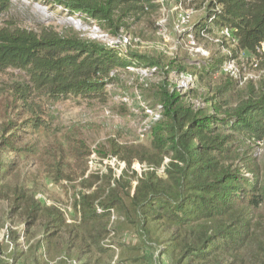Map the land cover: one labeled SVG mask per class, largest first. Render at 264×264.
Masks as SVG:
<instances>
[{
  "label": "trees",
  "instance_id": "16d2710c",
  "mask_svg": "<svg viewBox=\"0 0 264 264\" xmlns=\"http://www.w3.org/2000/svg\"><path fill=\"white\" fill-rule=\"evenodd\" d=\"M45 1L109 37L129 31L158 10L153 0ZM204 1L198 0L199 5ZM215 1L223 12L203 29L206 33L232 28L238 49L247 53L264 43V0ZM10 2L0 0V13L7 12ZM234 56L232 52L187 70L162 53L120 56L114 47L75 32L58 33L51 27L35 31L5 23L0 26V73L11 69L24 75V84L13 83L5 91L26 118L20 125L9 120L1 127L0 185L21 162L38 154L36 144L27 141L34 132L50 131L47 115L53 104L84 100L107 105L108 87L119 74L138 69H147L150 77L173 71L209 80ZM260 64L264 68V57ZM138 84L137 110L146 117L148 111H158L159 118L151 122L140 143L110 141V156L125 166L119 178L108 168L101 176L90 174L84 179L87 189L73 196L71 224L56 206H46L23 190L13 191L11 211L26 217L25 232L39 221L44 230L39 256L30 264L46 260L64 264L61 257L79 264L114 260L135 264L138 259L131 257L129 248L107 240L124 226L139 238L135 250L144 256L147 244L162 245L160 256H171L172 264H264V162L255 155L257 143L264 141V82L239 88L225 78L204 97L206 105L200 108L191 103L190 94L163 80L153 87L144 80ZM144 88L152 90L153 104L143 99ZM89 153L85 146H75L70 154L77 168L83 162L82 177ZM52 160L47 178L60 185L68 176L64 168L71 164ZM134 163L144 166L139 175ZM161 229L169 234L165 242ZM2 245L0 264H8ZM23 253L17 245L11 255L17 261Z\"/></svg>",
  "mask_w": 264,
  "mask_h": 264
},
{
  "label": "rangeland",
  "instance_id": "374dc122",
  "mask_svg": "<svg viewBox=\"0 0 264 264\" xmlns=\"http://www.w3.org/2000/svg\"><path fill=\"white\" fill-rule=\"evenodd\" d=\"M184 2L185 6H193L197 10L191 22L192 25L194 24L197 27L205 17L203 11L200 10L201 6L198 0H184ZM167 6L165 25L169 40L164 42L158 34L160 28L158 23L162 18L158 7L155 15L145 16L135 27L127 31L131 39V46L127 48V52L149 55L162 53L167 60L176 65L186 66L187 70L196 68L194 58L186 53L184 44L182 48L173 51L176 45L175 42L182 40V43H184L185 39L184 34H178L172 30V22L176 14L175 2H169ZM78 20L75 17L66 15L62 7L48 4L45 0H11L7 12L0 13V26L12 22L17 27L35 31L41 30L42 27H51L58 33L69 34L75 32L83 38L92 40L95 38L96 41L101 42L107 40L105 37H100V33L94 32L91 25ZM204 44L211 52L210 63L214 58L222 56L216 46L208 43ZM164 50L169 54H165ZM144 73H146V70H144ZM142 77V80L151 83L152 87L162 80L171 87L177 86L176 72L173 71L168 73L167 76ZM224 79L220 72L213 75L209 80L201 81L195 76L193 85L183 92L190 94V100L194 107H205L204 97L210 95V90L222 83ZM140 81L139 72L127 71L120 73L115 84L108 87L110 99L107 105L84 100H67L53 104L47 115L51 126L50 131L45 133L41 131L34 132L28 138L27 142L36 144L38 154L30 157L25 162H21L17 170L0 185V230L5 224L11 225L10 237L13 240L14 247L20 245V243H24L27 247L25 253L17 257L18 262L30 264L39 256L40 250L38 247L39 242L43 240L44 230L39 221L25 232L26 217L20 215V211L16 213L11 211L12 201L10 197L13 191L15 189L23 190L27 195H33L34 198L46 206H56L67 217V223L71 224L73 220V196L78 191L87 189L85 183L83 184L84 179H87L86 177L90 174L101 176L108 167L113 170L114 175L120 172V165L114 162L111 164L112 158H110L108 151L110 141L140 143L144 140L138 138V132L143 122L146 121V115L137 110L134 101V96L140 90L138 87ZM13 83L24 84V75L11 69L7 70L6 73H0V130L9 120L20 125L26 118L20 104L13 99L9 92L5 91ZM141 93L145 101L153 104V101L149 100L153 96L152 90L144 88ZM75 146H85L90 152L85 158L86 171L83 177L80 175L83 162L79 164V169L76 167L77 163L70 156ZM255 149L257 150H254L255 155L260 161L264 162L263 146L255 147ZM98 152H105L106 156H99ZM53 158H55V161L67 160L72 166L64 168V173L66 172L68 176L60 185L54 184L51 179L47 178L48 166L52 164ZM117 162L121 163L118 160ZM143 167L138 163L133 165V169L138 175ZM159 171H162V169ZM123 235H126L124 239ZM159 235L162 242L167 241L169 236L163 229L159 231ZM20 236H23V241H20ZM135 236L134 230L124 226L122 231L117 232V235L111 236L107 240L118 243L126 249L129 248L128 252L131 257L138 259L135 264H153L154 258L157 259V264H172L171 256L167 254L160 256L158 250L162 245L157 247L147 244L143 250L144 256L142 252L135 250L139 245L137 243L139 238ZM118 250L116 256L121 260L122 255ZM2 254L7 260L13 257L12 253V255L8 253L5 245H2ZM39 264H42V262L40 261Z\"/></svg>",
  "mask_w": 264,
  "mask_h": 264
},
{
  "label": "built area",
  "instance_id": "2783aa9c",
  "mask_svg": "<svg viewBox=\"0 0 264 264\" xmlns=\"http://www.w3.org/2000/svg\"><path fill=\"white\" fill-rule=\"evenodd\" d=\"M173 1L175 2L176 6V14L172 22V30L178 34H184L185 39L184 43H182V40H177L175 42L176 45L173 49L174 52L175 50L177 51L179 48H182V45L184 44L186 53L190 57L194 58L195 65H197L198 67L206 66L211 61V52L204 44L208 43L210 45L216 46L222 55L231 56L232 52H234L235 54L234 57L226 60L220 68V74L224 78L235 81L237 87L239 88H243L251 83L257 85L260 82H264V68H262L260 64L261 61H263L264 57V43H261L258 47H256L254 52L247 53L246 51H241L238 49L239 42L235 35L234 29L221 27L213 31L212 34L206 33L203 30L205 27H208L212 23V21L223 12V6L218 4L215 0H206L201 4L200 10L203 11L206 17L199 23L200 28L197 31L195 30L196 26L194 24H191L192 18L197 11L193 6H185L184 0H153L154 4L159 7V11L162 14V18L158 23L160 27L158 34L164 42H167L169 40L165 25L167 20V4ZM208 3L210 5L209 7ZM91 27H93L92 29L94 32L98 34L100 33V37L107 38V40L105 42L102 41V43L117 49L120 56H124L127 53V48L131 46L130 35L127 32L121 31L117 36L109 37L107 34L100 32L97 27ZM93 40L96 39L94 38ZM164 53L169 54L165 50ZM144 70H146V73H144ZM136 72H139L141 81L143 78L142 76H150L147 69H138ZM194 78L195 75L193 76L191 74H176L177 88L181 91L188 90L193 85ZM138 99L139 96L137 97V100ZM147 113L148 116L146 117V121L143 122V125L141 128H139L138 132V138L141 139H143L145 134L148 132L151 122L157 121L159 118L158 111H148ZM259 146H263L264 150V141L258 142L256 147ZM110 158H112L111 164L114 162L121 167L120 172H118L117 175H114L113 170L108 167L110 168L113 177L119 178V175L121 174V171L124 168L125 164L123 162L118 163L116 158ZM108 168L104 172H107ZM111 215L112 223L115 220L113 211H111ZM11 230L12 226L9 224H5L0 230V243H3L5 245V247L8 249L9 254H13L14 249V245L11 240L12 238L10 237ZM125 237L126 235H123V239ZM20 241H23V236H20ZM19 247L22 251H26L27 249L24 243H20ZM59 260L64 264H79V262H77L76 260L70 259L68 257H61ZM46 261L48 264H54L56 262L53 260ZM7 262L8 264H23L18 261H14L13 257H11V259H8ZM111 264H115V260ZM153 264H157L155 258Z\"/></svg>",
  "mask_w": 264,
  "mask_h": 264
}]
</instances>
